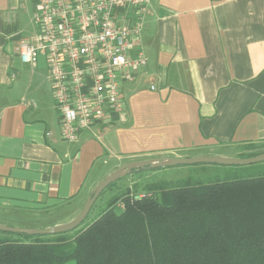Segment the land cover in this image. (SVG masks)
I'll return each instance as SVG.
<instances>
[{"label": "crops", "instance_id": "obj_1", "mask_svg": "<svg viewBox=\"0 0 264 264\" xmlns=\"http://www.w3.org/2000/svg\"><path fill=\"white\" fill-rule=\"evenodd\" d=\"M34 6L0 0V225L67 224L130 162L264 147V0H150L140 34L147 65L120 88L126 121L72 144L60 137L45 60L31 67L16 51L36 33Z\"/></svg>", "mask_w": 264, "mask_h": 264}, {"label": "trees", "instance_id": "obj_2", "mask_svg": "<svg viewBox=\"0 0 264 264\" xmlns=\"http://www.w3.org/2000/svg\"><path fill=\"white\" fill-rule=\"evenodd\" d=\"M67 234L0 239V264H264V173L151 184Z\"/></svg>", "mask_w": 264, "mask_h": 264}, {"label": "built area", "instance_id": "obj_3", "mask_svg": "<svg viewBox=\"0 0 264 264\" xmlns=\"http://www.w3.org/2000/svg\"><path fill=\"white\" fill-rule=\"evenodd\" d=\"M150 0H35L36 33L19 41L23 64L47 65L61 139L126 121L121 86L146 67L140 34ZM154 89V87H151Z\"/></svg>", "mask_w": 264, "mask_h": 264}, {"label": "rangeland", "instance_id": "obj_4", "mask_svg": "<svg viewBox=\"0 0 264 264\" xmlns=\"http://www.w3.org/2000/svg\"><path fill=\"white\" fill-rule=\"evenodd\" d=\"M30 73L28 69L23 67L20 69V77H25ZM25 87V82L22 84L20 88V94L23 88ZM264 147L261 145H249L245 147V154L241 155L240 158H247L246 156L257 155L263 150ZM235 159V158H233ZM237 159V158H236ZM264 173V163L254 164L249 166H219V165H211V164H194V165H180L169 168H145L139 169L135 172H132L126 176H123L116 182L110 184L107 188L103 190L100 194L94 205L92 206L89 214L85 218V220L81 223V225L73 231L67 232L68 236L73 235L77 229H82L84 226L89 224L92 220H94L101 212L107 207V204L111 202L113 199L118 197L121 194L128 192L132 197H140L144 194L145 187L151 184L166 182V183H177L178 181L191 178L193 180H199L202 182L213 181V180H223V179H234V178H248L252 176H256L257 174ZM115 208L117 211L120 210L121 205H117ZM61 211V210H57ZM39 221V220H38ZM41 222V221H40ZM49 222L42 219V223H39L36 229L31 230H43L45 228V224ZM33 224V223H31ZM38 224V223H36ZM4 227H9L5 225H1ZM41 227V228H39ZM9 228H17V227H9ZM30 230L27 228H19ZM58 234L55 235H28L23 233H6L0 231V239H17L23 242L27 240L32 241L33 237L39 236L42 239L54 238ZM66 264H74L72 261Z\"/></svg>", "mask_w": 264, "mask_h": 264}, {"label": "water", "instance_id": "obj_5", "mask_svg": "<svg viewBox=\"0 0 264 264\" xmlns=\"http://www.w3.org/2000/svg\"><path fill=\"white\" fill-rule=\"evenodd\" d=\"M264 163V153L255 155L248 158H224V157H195V158H183V159H150L143 161L130 162L123 167L117 169L105 179H103L91 192L84 206L79 214L69 223L55 226L43 230H25L19 228H9L0 225V231L6 233H23L28 235H55L64 234L78 228L89 214L92 206L110 184L116 182L123 176L130 174L133 170L145 169V168H169L180 165H194V164H211L219 166H249L254 164Z\"/></svg>", "mask_w": 264, "mask_h": 264}]
</instances>
